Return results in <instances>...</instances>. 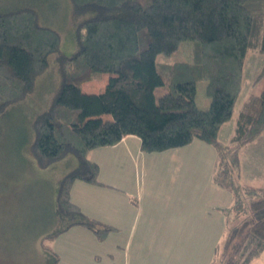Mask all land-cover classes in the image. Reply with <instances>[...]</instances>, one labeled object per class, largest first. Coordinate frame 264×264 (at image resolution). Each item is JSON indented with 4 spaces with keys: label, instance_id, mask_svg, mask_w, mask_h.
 Masks as SVG:
<instances>
[{
    "label": "trees",
    "instance_id": "trees-1",
    "mask_svg": "<svg viewBox=\"0 0 264 264\" xmlns=\"http://www.w3.org/2000/svg\"><path fill=\"white\" fill-rule=\"evenodd\" d=\"M68 1L73 15L82 16L69 55L60 51L59 32L41 26L32 7L0 12V113L35 90L37 76L55 54L58 82L50 103L31 119L28 150L40 167L68 153L77 159L59 181L57 211L77 216L68 225L82 224L102 239L111 227L84 218L70 197L75 180L101 184L98 165L87 152L128 134L139 138L145 152L200 139L214 146L213 180L230 192L235 209L211 264H249L264 249V187L241 184L234 172L240 149L264 130V65L256 77L262 87L241 103L229 141H220L218 133L232 117L247 51L264 52V0ZM183 41L193 42L191 59L155 60ZM93 72L109 77L97 101L87 104L82 83ZM200 80L206 81L209 99L204 108L189 91L176 90ZM162 85L167 91L155 98L154 89ZM241 195L251 198L245 206Z\"/></svg>",
    "mask_w": 264,
    "mask_h": 264
},
{
    "label": "rangeland",
    "instance_id": "rangeland-1",
    "mask_svg": "<svg viewBox=\"0 0 264 264\" xmlns=\"http://www.w3.org/2000/svg\"><path fill=\"white\" fill-rule=\"evenodd\" d=\"M27 6L35 9L41 26L59 32L60 51L65 55L73 53L76 48V23L82 16L73 15L69 1L0 0V12ZM192 47V41H183L172 53L157 54L155 60L166 63L189 60ZM263 65V51L257 49L247 51L243 64L241 89L234 104L231 119L226 121L220 129V140L229 141L241 103L250 93L260 91L262 81H256V77ZM108 75V73L93 72L92 78L83 82L87 104L91 103V98L97 101L96 96L104 83L103 78H107ZM57 82L55 54H50L47 68L36 78L35 90L23 100L11 103L0 113V264H110L105 256L97 259L93 255L94 247L86 237L75 232L73 229L75 224H71L68 230H62L70 221L77 218V216L72 218L62 215L55 206L59 181L64 173L76 166L75 155L68 153L47 167H40L28 150L34 138L31 119L50 103L52 88ZM167 89L164 85L156 87L155 98ZM176 90L189 91L200 108L206 107L209 103L204 80L191 85L180 84ZM193 144L187 147L189 150L187 159L197 162L200 158L194 152L193 148L196 145ZM239 159L240 164L234 172L236 181L241 184L264 187L262 178L264 130L257 139L240 149ZM141 161L144 160L141 159ZM168 171L170 173L166 172L160 176L170 179L173 177L172 173L176 172L173 167H169ZM155 176L154 170L147 169L146 172L140 170L142 188L147 185L148 178ZM190 177L199 180L206 178L201 168L198 173ZM229 197L227 191L221 189V193H217L215 197L217 208H214V201L208 193L204 199L209 214L217 216V239L219 238L217 247L226 233L225 226L221 232V227L225 223L224 218L228 227L233 223L235 209L228 203ZM250 199L248 196L241 195L240 201L245 206ZM165 200V197L161 195L158 203L163 204ZM242 213L243 211L240 215H244ZM100 253L102 252L99 251ZM211 254L212 258L214 256L212 249Z\"/></svg>",
    "mask_w": 264,
    "mask_h": 264
},
{
    "label": "crops",
    "instance_id": "crops-1",
    "mask_svg": "<svg viewBox=\"0 0 264 264\" xmlns=\"http://www.w3.org/2000/svg\"><path fill=\"white\" fill-rule=\"evenodd\" d=\"M107 78H103L102 89ZM102 117L108 119L110 114L103 113ZM192 144L200 158L197 162L187 159V147ZM87 158L97 163L101 184L75 180L70 189L71 200L84 218L111 229L102 239L82 224L76 223L73 229L89 240L97 259L105 256L110 264H211V249L215 251L219 239L217 216L209 214L204 199L208 193L217 208V193L221 189L227 191L213 180V145L195 138L183 146L145 152L139 138L128 134L113 145L90 149ZM169 167L176 170L171 172L173 177H161L170 173ZM200 168L206 178L190 177ZM147 169L154 170L156 176L148 178L142 188L140 170ZM227 193L228 203L232 204V196ZM161 195L166 199L163 204L158 203ZM224 220L221 232L224 226L225 231L228 228ZM67 226L62 230H68L70 225ZM249 264H264V249Z\"/></svg>",
    "mask_w": 264,
    "mask_h": 264
}]
</instances>
